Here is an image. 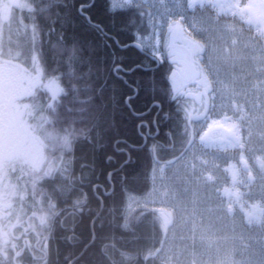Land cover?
I'll return each instance as SVG.
<instances>
[{
	"label": "trees",
	"instance_id": "trees-1",
	"mask_svg": "<svg viewBox=\"0 0 264 264\" xmlns=\"http://www.w3.org/2000/svg\"><path fill=\"white\" fill-rule=\"evenodd\" d=\"M29 1L35 9L23 23L42 32L47 73L64 89L59 116L49 112L52 156L61 158L54 173L77 174L75 182L87 192L71 193L86 204L74 230L55 231L49 264H157L168 218L158 209L139 208L125 227V191L146 193L154 163L173 164L187 153L194 135L189 112L199 106L180 92L169 95L167 64L158 66L138 49L123 47L134 39V29L148 32L150 9L110 12L107 0ZM83 5H91L85 7L91 22L79 12ZM47 29L51 37L45 47ZM114 64L125 69L119 73L123 79L113 72ZM124 254L135 258L125 262Z\"/></svg>",
	"mask_w": 264,
	"mask_h": 264
},
{
	"label": "rangeland",
	"instance_id": "rangeland-1",
	"mask_svg": "<svg viewBox=\"0 0 264 264\" xmlns=\"http://www.w3.org/2000/svg\"><path fill=\"white\" fill-rule=\"evenodd\" d=\"M144 3L160 16L156 0ZM193 19L204 29L196 32L205 47V52L199 51L197 58L199 61L201 54L204 57L203 63H199L204 73L207 71L205 75L211 87L203 104H207L212 115L227 111L241 117L249 141L247 153L252 159L257 155L264 157V38L257 37L235 18H219L209 7L184 13L183 23L189 31L193 30ZM181 76V80L186 79L187 70ZM54 83L62 87L56 78ZM201 110L193 114L195 132L203 126ZM228 157L215 151L206 152L194 144L178 162L164 170L158 164L153 165L154 180L147 195L153 203H143L174 210V216L165 225L169 228L158 261L166 256L183 264L191 261L204 264L219 253L216 244L223 240L228 247L221 254L234 247L242 258H250L248 264H264V223L251 230L246 228L241 212L235 210L232 216L228 215L227 203L229 209L231 206L220 198L219 190L227 182L221 167ZM255 170L262 178L252 185L244 178L242 190L245 200L260 198L264 203V172ZM249 242H252L250 248L242 246Z\"/></svg>",
	"mask_w": 264,
	"mask_h": 264
},
{
	"label": "flooded vegetation",
	"instance_id": "flooded-vegetation-1",
	"mask_svg": "<svg viewBox=\"0 0 264 264\" xmlns=\"http://www.w3.org/2000/svg\"><path fill=\"white\" fill-rule=\"evenodd\" d=\"M31 9L29 1L0 0V45L6 41L10 49L23 50L27 54V58H22L19 55H4L5 50L0 47V216H6V220L0 219V225H3L7 230L11 224H16L17 218H19L20 223L9 235L11 240L8 239L5 251L13 250L12 246L15 244L16 251L20 252V255L17 256L21 259L20 264H30V260L36 258V254H41V244L46 240L49 242L53 240L56 230L66 228L74 230L77 215L85 206L86 201L80 203V200H76L74 197L70 198V195L73 191V194L76 195H78V191H81L84 196H87L86 187L75 182L77 174L54 173V164H58L59 158L52 156L54 136L49 134L48 124L46 131L39 133L41 141L30 146H22L12 133L11 116L8 118V134L6 135L4 131L3 100L5 94L6 92L8 95L14 93V82L22 70V66L28 70L37 67L32 59L33 53L38 54L39 57L44 54V61L39 60V69L45 84L54 82L46 72V48L40 45L42 32H37L35 40L34 36L32 39L30 33L27 41L17 39L13 35V23L23 19ZM46 44L47 41H45V46ZM33 46L36 50H33ZM189 58L185 56L186 65ZM198 70L201 74L199 65ZM187 73L190 74L189 71ZM191 81L196 80L189 79L179 92H188V97L196 101L202 99L206 95V91L202 92L204 87L197 81L194 90H187ZM40 94L44 97L43 90ZM45 100L38 103L43 104ZM30 102H32L31 97L20 98L22 104ZM42 112L43 109H38L34 117L30 118V122L37 125L43 123ZM82 176L84 179L88 178L85 171ZM260 178L258 176V179ZM5 185L7 186V196L5 195ZM13 191L15 192L14 196L11 195ZM52 212L55 213L54 216L51 215ZM33 213L44 215L46 218L51 216L50 226L45 227L42 232L39 227L33 231L29 226L36 223V216ZM38 233L40 234L38 235ZM12 255L15 256L14 250Z\"/></svg>",
	"mask_w": 264,
	"mask_h": 264
},
{
	"label": "snow or ice",
	"instance_id": "snow-or-ice-1",
	"mask_svg": "<svg viewBox=\"0 0 264 264\" xmlns=\"http://www.w3.org/2000/svg\"><path fill=\"white\" fill-rule=\"evenodd\" d=\"M156 2L160 5L161 14L157 18L159 23L157 24L156 20H153L150 23L151 31L147 34L141 33L139 28L134 29L132 32L134 39L123 47L136 48L141 52L150 51L158 66L167 64L168 69L165 74V80L168 82L167 91L169 95H175L185 86L189 79L200 75L196 53L202 50L203 44L197 37L196 32L204 29L195 19H193L192 31H189L183 23L184 13L187 8L194 7L197 0H186V3L182 2V0H156ZM112 7L114 11L115 4ZM132 7H139V3L134 5L132 0H124V5H121L122 10H129ZM81 11L86 16V19L91 22V16L83 13V8H81ZM130 23H135L134 18H130ZM73 51H75L74 45ZM189 54L192 57L191 64L190 67L186 68L185 56ZM32 59L37 67L28 70L22 66V70L18 73L14 82V93L8 95L6 92L3 100L5 134L7 135L9 132L8 118L11 116V131L22 146L35 145L41 141L39 133L46 131V125L52 122V117H48L47 113H52L53 117L59 116L58 101L60 96L64 94V89L55 86L54 82L45 84L44 77L39 69V55L33 53ZM134 70L135 68L127 69V71ZM186 70L190 74L186 79L181 80L179 77ZM121 71H125L123 66L114 64L113 72L117 74L118 79H123V77L119 76ZM197 83L201 84L205 90L209 87L206 78L199 79ZM41 90L44 92V97L40 94ZM155 90L154 87L153 92ZM23 96L31 97L32 102L20 103V98ZM126 99L131 103V95H128ZM41 100H45V102L43 104L38 103ZM38 109H43L42 115L44 116L43 123L39 125L30 122V118L34 117ZM11 195L14 196L15 192L13 191ZM45 220L46 217H41L42 223ZM19 223V218H17L16 224H11L7 230L4 229L3 225H0V257L3 258V261H10V264H15V257L19 256L20 252L16 251V246L13 244L15 256L10 259L5 248L9 235Z\"/></svg>",
	"mask_w": 264,
	"mask_h": 264
},
{
	"label": "bare ground",
	"instance_id": "bare-ground-1",
	"mask_svg": "<svg viewBox=\"0 0 264 264\" xmlns=\"http://www.w3.org/2000/svg\"><path fill=\"white\" fill-rule=\"evenodd\" d=\"M210 8L219 18H235L255 35L264 38V0H197L194 7L187 10L194 13L198 9ZM204 131L200 134L197 145L206 151H218L223 154H235L238 159L230 157L223 168L228 183L220 190V196L230 204V210L237 208L243 220L249 226H261L264 222V204L255 199L245 203L242 184L244 175L248 183L254 181V171L248 159L246 137L242 119L224 112L220 115L210 114L206 119ZM216 136V137H215ZM257 167L262 168L263 159L256 158ZM95 238V237H93ZM72 264V263H71Z\"/></svg>",
	"mask_w": 264,
	"mask_h": 264
},
{
	"label": "clouds",
	"instance_id": "clouds-1",
	"mask_svg": "<svg viewBox=\"0 0 264 264\" xmlns=\"http://www.w3.org/2000/svg\"><path fill=\"white\" fill-rule=\"evenodd\" d=\"M0 47H2L5 51H4V55H19L22 58H27V54L23 51H15L13 49H10L8 46V43L5 41L3 42L2 45H0ZM70 150V149H69ZM5 195L7 196V186L5 185ZM34 216H36V223L29 225L30 227H32L33 231H36V228L39 227L41 229V232L43 231V229L45 227L50 226V222H51V216H48L45 220V222H41V217H45L44 215H36V213H33ZM52 216L55 215L54 212H52L51 214ZM0 219H5L6 220V216H0ZM40 233H38L39 235ZM102 252L104 251V249L101 250ZM113 264H115V262L113 261ZM160 264H173V262L169 259V260H161Z\"/></svg>",
	"mask_w": 264,
	"mask_h": 264
}]
</instances>
